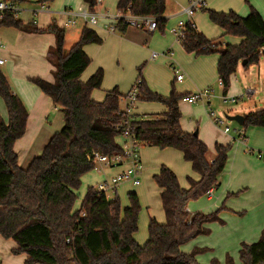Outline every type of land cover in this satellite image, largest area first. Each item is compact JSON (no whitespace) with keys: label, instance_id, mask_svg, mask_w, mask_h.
Segmentation results:
<instances>
[{"label":"trees","instance_id":"16d2710c","mask_svg":"<svg viewBox=\"0 0 264 264\" xmlns=\"http://www.w3.org/2000/svg\"><path fill=\"white\" fill-rule=\"evenodd\" d=\"M11 1L17 4L26 0ZM38 1L45 4L54 0ZM84 2L91 11L98 7L97 0ZM117 10L118 13L129 11L134 15L156 16L161 31L168 21L166 0H119ZM207 11L211 21L224 30L223 36L239 37L241 43L233 45L208 38L196 24L190 23L180 42L187 52L220 55L218 75L226 95L239 63L248 67L260 61V51L264 48V18L253 6L247 16L234 11ZM0 25L56 35V46L52 50L55 81L41 77L31 81L64 113L63 128L51 137L41 155L27 167H21L14 144L26 132L29 111L0 69V96L8 109V121L0 113V234L16 242L12 252L25 254L26 264H200L196 255L201 250L188 254L182 251V245L199 235L209 234L207 223L223 220L220 209L192 214L187 209L188 203L220 185L231 145L216 144L215 158L210 160L206 143L199 135L182 128L179 100L183 95L176 94L175 90L168 97L154 93L143 80L139 99L160 102L168 110L133 116L130 131L137 145L179 149L200 178L189 177V187L185 188L170 167L161 166L154 180L162 189L166 222L152 218L148 240L140 245L134 237L142 209L137 193H129L130 204L123 207L119 196L109 199L96 186H89L80 206L76 207L82 177L96 168L94 153H120L122 148L116 138L126 130L121 105L123 94L118 87L107 91L103 101L92 97L93 91L102 86L103 70H98L87 81L81 80L91 62L84 47L101 44L102 38L86 26L67 52L65 29L55 21L47 28H39L33 22L25 24L8 11ZM128 27L124 19L116 24L120 32ZM250 126L264 127V109L244 116L242 127ZM210 264L221 262L213 259ZM224 264H264V228L258 241L241 243L239 262L227 254Z\"/></svg>","mask_w":264,"mask_h":264},{"label":"crops","instance_id":"0c3cea01","mask_svg":"<svg viewBox=\"0 0 264 264\" xmlns=\"http://www.w3.org/2000/svg\"><path fill=\"white\" fill-rule=\"evenodd\" d=\"M26 1L22 4L17 3V5L20 8V12L21 10H23L21 6H29L31 19L25 20L21 18L22 15H20V13L17 14V17L21 19L25 24L32 23L33 20V23H35V25L39 28H47L53 21H55L59 27L65 29V50L67 52L79 40L81 33L86 26L94 29L102 38L103 42L101 44L91 43L85 45L84 50L90 57L91 62L81 76L82 81H87L98 70H103L104 80L102 86L99 89H95L92 93V97L97 101H103L107 91L112 90L115 87H118L119 91L123 95L127 94L134 86L137 75L142 76L146 85L152 92L159 93L166 97L170 96L172 90H175L176 94H184L185 96H188L199 90H206L205 88L208 87L216 88L217 81L220 80L218 75V61L220 59V55L217 53L197 55L193 52H187L177 36L171 31V28L169 30V33L165 32V29L161 33H158L156 31H144L142 29L134 27H128L125 32H120L119 30L111 31L109 26L114 21V15L108 13L109 1L107 3L106 0H103L102 4L96 7L95 12H97L101 18L99 20V24L95 26L89 24L88 20L83 16H69L65 13L66 10H80L81 8L88 9L89 7L84 2V0H57V3H48V6H46V4L44 3H40L38 0ZM118 2L119 0H117V4ZM253 4L264 18V2L255 0ZM74 6H76L78 9H74ZM53 8L55 10H52ZM59 8L64 9L60 11ZM184 8L180 13L183 12ZM209 9L219 12L234 11L241 16H247L249 14H246L248 10L246 11L245 9H242L244 11H239L237 9L238 12L232 8L228 10H217L214 8ZM37 14L38 16L36 17ZM70 18H73L75 20L74 24H68V20ZM1 19L2 17L0 16V21ZM80 21H82V23L79 26L78 24ZM193 21L195 22L199 30V26L194 20V17ZM74 26L77 27L76 34L74 37L72 36L73 38H69L70 33L74 30L72 28ZM176 26L177 24H175L173 27ZM199 31L206 35L208 38L213 39L211 37L212 35L207 33L204 27H200ZM241 41V38H227L226 42L233 45H238L241 43ZM71 42H73V44H71ZM67 44H69L68 47H66ZM55 46L56 35L52 32H28L12 26L0 25V59L4 60V63L0 64V69L5 73L13 91L21 97L22 101L29 111L26 132L24 136L18 139L14 144V150L18 154V164L22 167H27L35 157L41 155L51 137L55 133L60 131L64 126V113L62 112L60 107L54 103L50 96L42 92L31 81V79L35 77H41L50 82L55 81L54 72L56 70V67L54 65V61H52V50L55 48ZM155 49L164 51H162V53L157 52V57H153V53L156 52L154 51ZM262 50H264V48H262L260 51V61L257 64H252L246 67L242 62L239 63L236 73L232 76L231 86L226 95L238 96L241 98L244 97L243 95L246 91L244 89V86L249 87L250 85L248 84H252L255 81V71L257 70L259 75L264 72L261 66L263 60ZM164 61L170 63V66L175 71L169 72L167 70L166 73L163 74L161 72V69L159 68V65L163 66L165 64ZM26 63H29L30 67H26V65H24ZM146 66L147 68L154 67L156 69V72H153L152 70L149 72L147 70L144 71ZM177 69L184 74L183 80L176 79ZM168 75L173 77V80L171 81V87L169 81L170 79L167 78ZM241 85L243 86L241 87ZM100 90L103 91L102 94L98 92ZM221 90L223 91V87L221 88ZM258 105L263 106L262 104ZM179 107L182 112V128L187 132H191L192 130L198 131L200 139L208 146H212L214 144L215 146L216 144L229 145V142L232 140V134L235 135L234 140L238 144L234 152L231 146L229 161L227 164V166L229 165V171L231 172L232 176L231 182L234 178H238L239 172L242 170L243 175H246V178H243L240 182H238V185H236L239 186L237 187L238 192H245V190L253 185L257 186L261 191L260 194L254 195L252 198L251 196L250 198H247L248 203L251 206L248 209L253 210L264 205V172H255L249 169L247 167V160H244L242 162V167L239 168L237 166L239 143H242L240 145H242V147H245V149L250 152V156H252L255 160L257 158L254 154H256L257 157L264 162V158H260L258 156V154L261 152L264 154V127L250 126L248 128H244L242 127V125H239L234 130L235 132H232V129L228 133L224 131L226 134H228L226 136L220 132L219 128L210 124L200 125L199 128L195 129V122L193 121V119H191V115L194 114L198 116L199 114H202L203 107H188L187 103L180 102V100ZM245 108L248 111L245 112ZM252 108V102L246 103L244 108H241L240 106L236 107L237 112L235 114L245 116L253 110ZM167 110L168 107L160 102L139 101L136 104L133 112L134 115H148L155 113L161 114ZM0 113L5 120H8V109L1 96ZM214 122L217 123L215 120ZM241 134L244 136V139L240 137ZM116 140L121 148L128 142V139L124 135L117 136ZM139 155L143 169V158L140 154V148ZM246 155L248 161H250L248 153ZM214 158L215 155H212L210 157V160H213ZM167 163L170 164L169 162ZM130 165L131 164L129 161H125L119 165L109 166L112 168L103 167V171H110L112 175L103 179L96 178V181L90 179V174L92 173V171L85 174L82 177L81 185V187L84 185V190L79 193L80 198L77 201L76 207L80 206L89 186H97L99 183L127 170ZM162 165L166 164L162 163L160 167ZM171 166L174 169L176 168L174 165ZM172 167L170 168L175 172L176 170H174ZM159 170L157 169V173L159 172ZM194 173L195 176L191 175L189 177L198 180L200 178L199 174L195 171ZM140 175L142 178V170ZM140 184L136 185L133 181H124L120 183L115 190L108 192L116 194L119 197L121 196V194H124V190H127L128 193L135 192L137 193L144 208L142 201L143 189L140 186L144 185L145 187V184ZM221 185L222 182L220 180V185L218 187H220ZM158 188L161 200V208H159L160 205L157 204L158 212H152L151 215H149V219L144 222V228L147 227V230L143 229L141 234H139L138 229V231L135 233L134 237L140 245H144L148 240V226L152 218H155L160 223L166 222V213L161 197L162 189L159 186ZM118 190L120 191V195L118 194ZM212 198L213 196H209V200ZM126 206L128 205H123V207ZM187 209L190 213H192L189 210V207ZM142 213L143 212H141V215ZM221 219L223 220V218ZM140 220L139 226L141 223ZM223 223L224 220L222 224ZM208 224L209 223H207L206 225ZM263 228L264 211H261L258 217H251L246 225V231H251L252 234L261 232ZM197 237L186 242L181 247L182 251L188 254L192 253L196 249H200L201 251L197 253L196 259L198 254L207 250V248L196 246L191 251V243L195 241ZM1 238L2 235L0 234V244L2 243L3 245L5 243L7 245L8 242H2ZM244 240L246 241V243L254 242L249 239Z\"/></svg>","mask_w":264,"mask_h":264},{"label":"rangeland","instance_id":"374dc122","mask_svg":"<svg viewBox=\"0 0 264 264\" xmlns=\"http://www.w3.org/2000/svg\"><path fill=\"white\" fill-rule=\"evenodd\" d=\"M107 3L109 1L108 7H109V14L111 15H117V0H106ZM255 0H206V9H202L196 12L194 16V20L196 21L197 25L200 27H204L207 33L212 35V38L219 39L220 42L227 41V38H239L232 35H223V29L213 23L210 20L209 14L207 9L214 8L217 10H228L230 8L237 11H244L242 9H245L246 14L250 12V5H253V2ZM264 2V0H260ZM25 2V1H24ZM22 2V3H24ZM27 2V1H26ZM54 3H57V0L53 1ZM51 2V4L53 3ZM167 2V11L165 13V17H167L168 21L165 25V32L169 33L170 28H172L175 24H178L180 20H187V17L185 14L180 13L181 10L188 6L190 3V0H166ZM20 3V4H22ZM46 6H48V3H45ZM60 6V5H59ZM255 7V6H254ZM23 10H21L20 15L21 18L28 20L31 19V12L29 6L23 5L21 6ZM256 8V7H255ZM25 9V10H24ZM64 8H59L60 11H62ZM74 9H78L76 6H74ZM52 10H55L54 8ZM58 11V10H56ZM238 12V11H237ZM38 14L36 15V17ZM101 18V17H100ZM32 22H34L32 20ZM82 23V21L79 22V26ZM78 26V27H79ZM74 30L70 33L69 38H73L76 34L77 27H72ZM146 31V30H144ZM156 32L161 33V29L158 28ZM218 33V34H217ZM222 34V35H221ZM73 36V37H72ZM69 41V40H67ZM70 43V42H69ZM73 44V42H71ZM69 44H67L66 47H68ZM156 52L162 53L164 50H154ZM262 69L264 70V50H262ZM164 65H159V68L161 69V72L163 74L166 73L168 70L175 71L171 66L170 63H167L164 61ZM26 67H30L29 63L24 64ZM172 68V69H171ZM147 70L156 72V69L154 67L152 68H146L144 71ZM143 71V73H144ZM139 72V70H138ZM160 72V71H158ZM255 81L250 85L249 87L244 86L245 90L251 88L255 90V94L251 97H243L239 99L236 103L231 102H225L224 101V94L221 88L223 86L220 85L219 81H217L216 88L208 87L205 89H212V97L209 100L206 101H198L194 104H190L186 100H184V94L182 98L180 99V102H184L188 104V107H198L202 106L203 113L199 114L198 116L192 114L191 119L195 122V129L199 128L200 125L210 124L220 129V132L223 133L225 136L228 135L224 132V128L226 126H229L232 129V132H235L234 130L236 127H238L240 124L236 121L229 120L227 117L235 114L237 112L236 107L240 106L241 108H244L246 103L252 102L253 104V110L256 111L258 109H264V72L259 75L258 71H255ZM138 76V75H137ZM136 76V80H137ZM168 79H170V87H171V81L173 80V77L167 76ZM135 80V82H136ZM134 82V83H135ZM243 85H241L242 87ZM204 90V89H203ZM201 91V90H199ZM100 94L103 93V91H98ZM198 92V91H197ZM227 97H233L228 96ZM142 101V100H139ZM138 101V102H139ZM258 104H262L258 105ZM240 109V108H239ZM212 111L215 112V116L222 119L224 121V124L220 125L218 123L214 122V117L212 116ZM245 112L248 111L244 110ZM196 116V117H195ZM190 118V117H189ZM188 118V119H189ZM204 119V120H203ZM203 120V121H202ZM8 121V120H6ZM218 129V130H219ZM195 130H192L190 133H194ZM235 135L232 134V140L229 142V144L232 146L233 152L235 151V148L238 143L234 140ZM242 143H239V149H238V155H237V166L240 168L242 167V162L244 160H247L248 162V168L255 172H264V162L261 161L256 154V160L250 156V152L245 149V147H242L240 145ZM207 145V144H206ZM208 146V145H207ZM208 157L210 158L212 155L216 154L215 151V144L212 146H208ZM249 155L250 161L247 159V153ZM140 154L143 158V169H142V178H141V184L143 186H140L143 189V196L142 201L144 208L142 206L141 202V211L139 215V220L141 216V223L139 226V234H141L142 230L146 229L144 228V222L149 219V215L151 213L158 212L157 204L160 205L159 208H161V200L159 196V188L156 184V182L153 179V175L157 173V169L159 170L160 165L162 163L169 165H174L176 168L173 169L176 170V174H178V179L181 184V186L188 188L189 187V176H195V173L192 168V164L189 161H186L182 155V152L179 149L167 147V148H159V147H153V146H140ZM169 162L170 164H168ZM168 166V167H169ZM22 167V166H21ZM94 170H92V173L90 174V179L96 181L97 179H103L106 178L112 173L110 171H103V167L112 168L109 166H106L104 164H98ZM25 168V167H23ZM226 170L223 171V173L220 176V180L222 182V185L218 188L213 189V198L209 200V195L206 193L205 195L190 200L188 203L189 210L192 213L202 212V213H210L217 209H220V217L223 218L224 223H220L218 221L211 222L208 225H206L208 228L211 229V232L209 234L199 235L195 241H193L191 244V251L196 247H202L207 248V250L201 252L197 256V260L200 264H209L213 259H218L221 263H225L227 254H230L235 258L237 262H239V249L242 242H246L244 239H249L251 241H258L260 239V236L262 234V231L259 233L252 234L251 231L247 232L246 225L251 219V217L256 216L258 217L261 213V211H264V205L260 206L256 209H248L250 204L248 203L247 198H251L254 195L260 194L261 191L258 189L257 186H250L245 192L241 191L238 192V182H240L243 178H246V175H243L242 170L239 172V176L237 179H233L231 182V172L229 171V165L225 168ZM156 171V172H155ZM235 182V183H234ZM183 183V184H182ZM234 183V184H233ZM82 190H84V185L80 187L78 192L80 193ZM133 190V189H132ZM136 190V189H135ZM131 191V190H129ZM235 193V194H233ZM107 196L109 199L115 198L116 194H112L107 192ZM118 194L120 195V191L118 190ZM129 193L127 190H124V194H121L120 199L123 205H129ZM229 194V195H228ZM141 212L142 215H141ZM2 242H8L6 245L5 243L2 245L0 244V264H26L25 254H14L12 252L13 248H15L16 242L13 239H5L1 238ZM192 240V239H191ZM15 246V247H13ZM186 249V248H185Z\"/></svg>","mask_w":264,"mask_h":264},{"label":"built area","instance_id":"2783aa9c","mask_svg":"<svg viewBox=\"0 0 264 264\" xmlns=\"http://www.w3.org/2000/svg\"><path fill=\"white\" fill-rule=\"evenodd\" d=\"M103 0H97L98 6L102 4ZM206 0H190V3L187 7L184 8L183 14L186 15L187 20H180L176 27L171 28V31L177 36V38L180 40L181 38L185 37V30L187 27V24L190 23L194 26L195 22L193 21V17L196 14L197 11L202 10L206 8ZM13 12L16 15L20 12L19 6L11 1V0H0V16L3 18L6 12ZM65 13L69 16H75L80 15L85 17L88 20V23L95 26L99 24L100 16L97 12L91 11L88 9H80V10H66ZM120 19H124L125 23L129 25V27H134L146 31H156L158 29V17L152 16V15H134L130 13L129 11L126 13H118L114 16V21L110 24L109 28L111 31L116 30V24ZM75 20L73 18H70L68 20V24H74ZM158 53L154 52L153 57H157ZM4 60L0 59V64H3ZM177 80H183L184 74L180 72V70H176ZM219 83L221 86H223V83L221 80H219ZM143 84V79L138 78L132 87V89L125 95L121 97V104L122 111L124 113V123L126 126V130L124 132V136L128 139L127 144H125L122 147V151L120 153H115L113 155H105L98 152L94 153V162L96 166L98 164H104L106 166H114L122 164L125 161L130 162V167L113 176L112 178H109L108 180H105L101 183H99L96 188L101 191L107 193L108 191H113L117 188V186L124 182V181H133L136 185H139L141 183V170H142V164L140 161V155H139V146L136 143L135 138L131 134L130 126L133 122V116H134V109L136 104L138 103L140 89ZM255 90L249 88L245 91L244 97H251L255 94ZM212 97V89H206L201 90L198 92H195L191 95L185 96L184 100L189 102L190 104H194L198 101H206L209 100ZM241 97L233 96V97H227V95H224V101L225 102H231L236 103ZM212 116L214 117V120L222 125L224 124V121L218 117L215 116V112L212 111ZM225 132H230L231 128L229 126H226L224 128ZM240 137L244 139L243 135L241 134ZM260 158H264V154L261 152L258 154ZM97 168V167H96ZM208 195L211 197L213 196V189H210L208 192Z\"/></svg>","mask_w":264,"mask_h":264},{"label":"water","instance_id":"95a60500","mask_svg":"<svg viewBox=\"0 0 264 264\" xmlns=\"http://www.w3.org/2000/svg\"><path fill=\"white\" fill-rule=\"evenodd\" d=\"M227 118L229 120L238 122L240 125H243V123H244V116L239 115V114L238 115L228 116ZM194 134L198 135V131H195Z\"/></svg>","mask_w":264,"mask_h":264}]
</instances>
